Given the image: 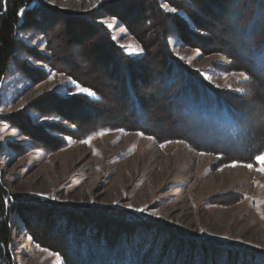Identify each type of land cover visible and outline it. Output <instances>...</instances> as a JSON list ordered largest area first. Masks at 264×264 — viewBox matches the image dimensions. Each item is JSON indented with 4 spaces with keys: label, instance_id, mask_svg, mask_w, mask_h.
I'll use <instances>...</instances> for the list:
<instances>
[{
    "label": "rangeland",
    "instance_id": "rangeland-1",
    "mask_svg": "<svg viewBox=\"0 0 264 264\" xmlns=\"http://www.w3.org/2000/svg\"><path fill=\"white\" fill-rule=\"evenodd\" d=\"M37 1L42 4L41 14L39 10H32L30 18L37 24L18 34L20 49L0 81V181L4 190L52 204L71 205L75 219H87V215L78 212L81 210L78 206H84L101 214L103 219L98 218L96 222L105 231H111L116 223L121 224L116 217L129 215L132 222L141 220L148 226L181 231L198 241L238 244L264 255V172L255 170L261 165L255 161L250 170L244 166L249 163L222 164L217 155L197 151L185 141L173 139L177 131H188L194 136L201 132L195 133L196 127L192 124L188 125L190 129L186 126L183 129L181 120L179 123L173 118L172 126L167 122L168 109L162 98L166 89L160 84L163 91L156 90L158 82L152 71V63H165L167 56L175 58L187 65L194 78L243 108L242 113L250 122L252 117L249 139L264 130V92L224 47L225 42L234 43L227 28L237 24L230 19L237 9L235 0H160L153 4L157 10H149V0ZM136 1L142 2V9H138ZM109 3L111 7H107ZM43 7L52 9L46 12ZM63 14L69 16L67 20ZM82 16L109 30L128 64L122 61L124 65L120 68L116 65L117 68L106 69L105 73L107 65L102 67L101 61H114L113 52L105 42L96 41V33L92 32L97 28L93 24V31L80 27L77 35L83 39L81 42L92 45L95 51L100 50L95 66L99 76L95 79L105 100L91 106L81 105V110L75 105L67 110L63 104L71 94L94 95L42 61L50 54L40 30L52 24L54 57L60 56V51L68 45L70 59L84 66L83 44L75 42L65 31L66 22L75 23L74 19ZM122 21L131 25L135 33L139 32L140 39L131 35ZM136 24L144 30L143 34L140 28L136 29ZM160 27L164 30L163 36ZM91 35L93 39L88 38ZM244 37L241 33L234 39ZM62 53L64 60L69 58ZM157 65V69L161 67ZM92 71L93 68L89 73ZM127 75H132L146 110L156 118L146 125L149 135L115 126L92 137L76 139L74 136L79 133L74 131V123L81 130L101 122H114V125L120 122L119 117L115 118L126 102L121 95L110 93L113 85L121 90L126 87ZM92 77H86L87 82L94 84ZM113 78L117 84L112 83ZM119 78L124 82H119ZM248 143V146L253 144L252 140ZM25 227L17 219L11 222L9 248L14 264H63L59 254L34 242ZM154 236L147 233L146 243L151 244L149 241ZM166 237L169 239L165 234ZM159 246L154 251L159 252ZM181 251V247L174 246L168 256L176 261ZM198 252L191 257L189 250L183 263L201 264L202 253Z\"/></svg>",
    "mask_w": 264,
    "mask_h": 264
},
{
    "label": "trees",
    "instance_id": "trees-1",
    "mask_svg": "<svg viewBox=\"0 0 264 264\" xmlns=\"http://www.w3.org/2000/svg\"><path fill=\"white\" fill-rule=\"evenodd\" d=\"M128 1L130 0H126V2ZM149 1L152 5L149 6V10H157V7L153 4L154 2L158 3L160 0ZM250 1L252 0H249V2L235 0L237 11H233L230 19L232 23L237 24L234 25V28H227V30L229 29L228 34L231 35L234 43L225 42L224 47L229 49L227 52L231 54L232 59L237 62L239 68L246 72L264 92V0H254L251 4ZM39 2L36 3L35 0H6V2L1 0L0 2V81L8 73L9 65L20 49L21 39L18 34L20 31L31 29L37 24V22L32 23L33 21L30 18L33 14L32 10H39V14H41L42 8L39 7L42 4H39ZM121 2L124 3L125 0ZM164 2L171 1L164 0ZM111 6L110 3L107 4V7ZM136 6L138 9L143 8L142 2L140 4L136 1ZM45 9L46 12H49L52 8L43 7V10ZM117 10L119 9L117 8ZM55 12L57 13V11ZM68 17L64 15L63 18L67 20ZM74 21L76 22L73 23L69 20L65 23V31L68 32L71 39L75 38V42L78 41V43L83 44L81 42L83 39L79 38V35H77L79 31L77 30L83 27L85 31H88L93 28V24L97 28L96 31L91 29L93 34L96 33L94 35L96 41L105 42L113 52L111 54H113L114 61L111 59L101 61L102 67L107 65V68L105 67L103 70L105 73H107L106 69H112L116 65L120 68L124 65L122 61L128 64L125 53L123 54L121 49L113 42L111 33L103 24L96 21L89 22L83 16L74 19ZM145 23L149 24L150 22ZM122 24L131 35H136L140 39L139 32L135 33L131 25L123 21ZM135 26L136 29L137 27L140 28L138 24ZM52 28L54 26L50 24L45 28L43 26L40 30L46 38L50 55H46L43 60H39L44 61L51 70L66 75L77 86L79 85L95 93L94 96L82 93L71 94L68 100L64 102V108L68 110L75 105L77 109L81 110V105L86 107L104 101V96L101 94L100 87L96 86L95 79V76H99L95 66L100 50L95 51L91 43V46L83 44L84 66L70 59L71 50L68 45L65 50H62L66 53V56H70L68 59H63L62 51L59 53L60 56L54 57L55 48L51 37ZM139 30L140 33H144L141 28ZM160 32L163 33V36L164 30L162 27H160ZM241 33L244 34V38L234 39L235 36H239ZM92 37L93 35L88 36V38L93 39ZM94 45L98 46V44ZM89 50L91 51L89 52ZM80 56L83 58L82 53ZM80 56L78 57L80 58ZM166 58L165 63L163 61L156 64L152 63L153 76L158 82L156 90L160 91L162 89L161 85L166 89L162 97L164 98V105L168 109L165 119L171 126L173 118L174 120L177 119L175 121L179 123V120H181L182 124L180 123V125L183 129L185 126L195 125L196 131L194 132H201L199 136H194L188 131H177L178 133L173 135V139L185 141L197 151L217 155L219 162H222V164L230 162L254 163L256 161L255 157L264 153V130L258 131L252 139H249L247 135L251 132L250 126L253 121L252 117L251 122L249 117L248 119L244 117L243 108L232 102L227 95L221 94L219 90L206 85L199 78H194L193 72L187 69V65L184 66L180 62L178 63L171 56ZM52 59L55 61L52 62ZM157 64H160V69H157ZM85 66H88V68ZM82 67L89 69V71L93 68V71L90 74L88 70H82ZM108 73L110 74V71ZM80 76L84 77L85 80ZM86 77H92V83L94 84L88 83ZM119 79H121L119 82H124L122 78ZM111 80L112 83L117 84L114 78ZM125 81L126 87L123 86L121 90L113 85L110 93L111 95H121L126 102L115 118L119 117L120 122L115 125L114 122H101L81 130L78 128L79 125L74 123L73 125L76 127L74 131L79 133L74 136L76 139L82 140L92 137L104 130L113 129L115 126L149 135L148 132L150 131L146 125L150 120L153 121L156 118L148 109L146 110L147 106H145L144 99L138 94L133 84L132 75H127ZM188 129L190 128L188 127ZM152 135L160 139L158 135ZM251 140L253 144L248 146V142L251 143ZM71 207V205L66 204H52L43 199H31L26 196L9 194L4 190L0 181V264H14L13 255L9 248L13 219L19 220L26 226V232L34 242L59 254L63 264H184L183 262L187 261V252L191 250L189 255L191 257L197 256L199 250H201L200 253L204 251L202 246L207 250L202 253L201 264H264V255L251 248H241L237 246L238 244L227 245L213 240H208L212 243L209 244L208 241H198L189 234L181 233V231H171L166 227L162 228L157 225L148 226L141 220L132 222L129 215L127 217H116L121 221L119 222L121 224L116 223L111 231H105L96 222L98 218L103 219L101 214H97L84 206H78L81 209L78 212L83 216L87 215V219H75L72 209L70 210ZM147 233L155 235L153 238L150 237L149 242L151 244L146 243ZM165 234L169 239L167 237L165 239ZM160 239H162V243L158 244ZM153 241L155 246L152 244ZM158 246L160 251H154V248L157 249ZM174 246L183 249L176 261L168 256L169 253H172ZM155 252H158L157 256Z\"/></svg>",
    "mask_w": 264,
    "mask_h": 264
},
{
    "label": "snow or ice",
    "instance_id": "snow-or-ice-1",
    "mask_svg": "<svg viewBox=\"0 0 264 264\" xmlns=\"http://www.w3.org/2000/svg\"><path fill=\"white\" fill-rule=\"evenodd\" d=\"M5 2H6V0H5ZM162 6L167 8V5H162ZM170 10L171 11H176L175 9H170ZM240 75L242 77H244V79H247V76L244 73H241ZM81 91H88V90L81 89ZM88 94L89 95H95V93L90 92V91H88ZM141 135H142V133H141ZM149 138L151 139V137H149ZM255 159H256L257 163L261 165L260 167L256 168L255 170L256 171L264 172V153H261L260 155L256 156ZM233 166H236V165L234 164ZM244 166L245 167H248L250 170L253 169V165L251 163L246 164ZM129 207H131V205H129ZM140 211H143V209H140Z\"/></svg>",
    "mask_w": 264,
    "mask_h": 264
},
{
    "label": "bare ground",
    "instance_id": "bare-ground-1",
    "mask_svg": "<svg viewBox=\"0 0 264 264\" xmlns=\"http://www.w3.org/2000/svg\"><path fill=\"white\" fill-rule=\"evenodd\" d=\"M219 163H221V162H219ZM245 179H246V177H244ZM232 179V178H231ZM260 181V180H259ZM246 183V182H245Z\"/></svg>",
    "mask_w": 264,
    "mask_h": 264
}]
</instances>
